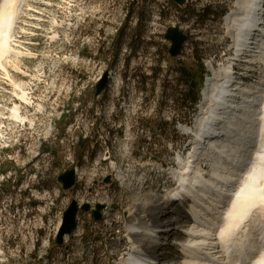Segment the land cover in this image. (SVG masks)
<instances>
[{
    "label": "rangeland",
    "instance_id": "1",
    "mask_svg": "<svg viewBox=\"0 0 264 264\" xmlns=\"http://www.w3.org/2000/svg\"><path fill=\"white\" fill-rule=\"evenodd\" d=\"M236 2L187 0L183 6L174 0L22 2L12 41L25 56L4 61L8 74L0 69V264L5 257L9 264L45 263L41 256L49 224L55 220L58 226L74 200L93 206L105 200L117 211L122 204L123 213L130 204L126 195L132 209L147 203L148 192L164 196L178 189V179L163 170L182 171L179 157L187 160L194 149V137L187 130L195 126L203 88L214 76L211 64L218 70L234 62L237 53L227 35V17L237 10ZM206 7H212L217 18L202 16L197 22L193 15ZM175 26L189 38L182 54L173 58L165 49L171 47L165 35ZM236 66L237 79L248 72L242 78L246 88L256 89L264 81V64L258 58L245 55ZM181 67L191 71L197 83L204 74L196 112L182 99L183 81L177 74ZM105 74L106 88L96 96ZM16 85L28 92L30 106L20 99L22 90ZM15 107L27 118L26 125L12 120ZM83 138L86 143L81 147ZM214 162L209 157L197 161L201 176L213 177ZM71 169H76L77 181L66 191L59 177ZM108 177L113 179L106 185ZM235 179L236 187L241 176ZM51 203L49 219L43 208ZM224 206L228 208L227 202ZM260 209H253L257 219ZM78 221L84 223L86 237H96L99 244L102 233L92 230L94 221L82 211ZM20 241L24 255L17 248ZM95 245L91 251H97ZM53 250L51 243L50 254ZM110 252L111 247L103 246V253ZM162 253L170 261L182 258L174 249Z\"/></svg>",
    "mask_w": 264,
    "mask_h": 264
},
{
    "label": "bare ground",
    "instance_id": "2",
    "mask_svg": "<svg viewBox=\"0 0 264 264\" xmlns=\"http://www.w3.org/2000/svg\"><path fill=\"white\" fill-rule=\"evenodd\" d=\"M23 1L0 0V69L6 74L7 58L25 56L12 41ZM236 6L227 17V35L233 39L237 57L247 55L264 64V0H237ZM232 61L218 70L211 64L214 76L208 77L203 88L196 124L187 130L194 137V149L187 160L179 159L182 171L165 168V173L178 179V189L164 196L146 193L147 203L134 204L129 210L130 215H137L128 220L130 230L117 236L112 234L117 233L118 211L112 204L104 206L105 215L96 220V226L105 227V235H109L103 246L111 247L107 254L111 264H264V188H260L264 185V81L256 89L246 88L242 78L248 72L237 79L233 65L237 69L238 62ZM20 99L31 105L25 90ZM11 118L22 124L27 119L18 107L12 109ZM247 147L248 152L242 155ZM203 157L215 161L211 179L201 176L196 166ZM240 176L241 184L235 187V178ZM121 184L125 187L123 181ZM258 206L260 219L258 210H253ZM53 207V203L46 204L43 215L50 219ZM48 230L41 257L45 264H55L56 256H49L56 233L53 222ZM95 243L97 247L98 240L92 237L90 251ZM171 249L181 251L182 258L170 261L162 252ZM66 256L67 249L59 250V257ZM6 262L5 257L2 263ZM105 262L106 255L95 257L94 264Z\"/></svg>",
    "mask_w": 264,
    "mask_h": 264
},
{
    "label": "built area",
    "instance_id": "3",
    "mask_svg": "<svg viewBox=\"0 0 264 264\" xmlns=\"http://www.w3.org/2000/svg\"><path fill=\"white\" fill-rule=\"evenodd\" d=\"M76 170V169H75ZM113 179V178H112ZM104 182V181H103ZM100 182H95V186H99ZM105 184V183H104ZM107 185V184H106ZM118 200V199H117ZM125 200L129 201V207L127 210H125L123 213L122 207L123 205L120 204V207H118V217H117V233L112 235H120L121 233H127L128 230H130V227L132 224L128 222L129 218L135 219L137 215H130L129 209L132 207V202L129 200V198L125 197ZM77 201V200H75ZM102 201V198L101 200ZM79 207L81 208L83 205H89L90 211L89 212H83L87 216H89L94 221V227L92 230L95 232H101L102 238L99 240V244H97V251H90V244H92V237H86L87 236V230L84 226V223L82 224L81 221H78L77 216V227L74 230L73 234L71 236L65 237V244L64 246H57L55 244V240H52L50 243H54V250L53 253H51L49 256H56V263L55 264H94L95 263V257L96 255H106V262L105 264H111V259L108 258V255L106 253H103V245L108 240L109 235H105V227H98L96 226V220L93 216V212L96 209V206L98 205H92L91 203H83L80 204L77 201ZM101 205L106 206L105 200L100 203ZM80 212V211H79ZM35 214V213H34ZM102 215H105L104 209L101 212ZM79 215V213H78ZM34 216V215H33ZM61 216V215H60ZM35 219V216H34ZM56 221H53L54 227H56V237L59 231V228L61 224L58 226H55ZM20 228H22V224L20 225ZM22 231V230H20ZM56 239V238H55ZM23 243V241H22ZM21 241L17 245V248L20 249V255L25 254V246L22 245ZM59 249H67V256L66 257H59ZM124 251L126 250H119ZM17 262V260H16ZM6 264H9V258L7 257ZM45 264V263H43Z\"/></svg>",
    "mask_w": 264,
    "mask_h": 264
},
{
    "label": "water",
    "instance_id": "4",
    "mask_svg": "<svg viewBox=\"0 0 264 264\" xmlns=\"http://www.w3.org/2000/svg\"><path fill=\"white\" fill-rule=\"evenodd\" d=\"M178 5L183 6L186 4L187 0H174ZM166 40L171 42L170 48H165L168 50L171 57L176 58L182 54L185 43L188 41L189 36L181 30L180 26L171 27L168 29L166 35ZM107 76L105 74L103 78L97 84V92L96 96L101 95V93L105 90L107 85ZM86 143V139L83 138L80 142V146L83 147ZM105 184H110L111 177H108L105 181ZM59 183L63 186L64 190H71L76 183V174L75 170H67L59 177ZM104 209L103 205H97V209L94 211L93 215L96 220H101V211ZM82 211L88 212L90 211L89 205H84L82 207ZM79 212V205L77 201H73L68 209L64 213V218L60 229L58 231V235L56 238V244L59 246L64 245V239L68 235H72L74 230L77 227V214Z\"/></svg>",
    "mask_w": 264,
    "mask_h": 264
},
{
    "label": "trees",
    "instance_id": "5",
    "mask_svg": "<svg viewBox=\"0 0 264 264\" xmlns=\"http://www.w3.org/2000/svg\"><path fill=\"white\" fill-rule=\"evenodd\" d=\"M216 14L213 12L212 7H206L203 10H201L198 13H195L193 16L196 18V21L199 22L202 16L205 17L204 20L209 19L211 16L213 18H217L215 16ZM203 20V21H204ZM200 69L201 71H204V66L203 64H200ZM177 74L180 76V80L183 82H180L183 84L184 90L183 94H181L182 99L189 101L192 105V109L194 112H196L195 106L198 104L199 99H200V85L203 84L204 81V74L202 73L200 77V81L197 83L195 81V78L191 77V71L185 70L184 67H181L177 70ZM191 121H189L190 123Z\"/></svg>",
    "mask_w": 264,
    "mask_h": 264
}]
</instances>
